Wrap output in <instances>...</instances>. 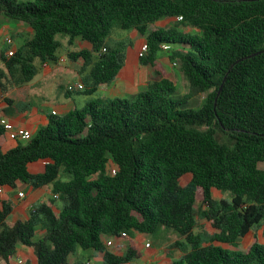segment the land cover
<instances>
[{"label":"trees","instance_id":"16d2710c","mask_svg":"<svg viewBox=\"0 0 264 264\" xmlns=\"http://www.w3.org/2000/svg\"><path fill=\"white\" fill-rule=\"evenodd\" d=\"M167 18L174 24L149 30ZM11 22L31 35L10 57L0 49L3 94L57 62L58 33L84 45L67 52L83 62L81 93L112 82L123 66L124 43H108L115 27L144 37L139 63L153 76L129 98L49 113L31 139L0 146V186L51 193L26 220L10 222L2 203L0 261L26 247L37 264H85L77 250L103 253V264H135L130 234L163 226L189 245L170 264H264L256 237L246 250L229 249L255 226L264 233V0H0V30ZM163 45L203 97L198 106L174 96L159 61ZM36 161H46L44 170L29 172ZM202 220L212 234L197 231ZM121 237L129 241L122 254L106 248L107 238Z\"/></svg>","mask_w":264,"mask_h":264},{"label":"crops","instance_id":"0c3cea01","mask_svg":"<svg viewBox=\"0 0 264 264\" xmlns=\"http://www.w3.org/2000/svg\"><path fill=\"white\" fill-rule=\"evenodd\" d=\"M173 20H174L173 18L172 19L167 18L163 21L170 22ZM159 22H161V20L158 21L157 23ZM4 27L7 29V32H9L11 35H12V31H14L15 29L18 30L24 29L26 31L27 30L30 31V29L25 24L20 22H11L9 24H5ZM4 30H0V40L3 42L4 51L10 47H15L17 49L19 46L16 45L15 41L13 42V46L8 45L4 42V37H3ZM129 32H130V40L132 42L129 44L130 52L128 54V57L125 56L123 66L121 67L118 75L112 82L99 85L97 91L93 93L96 96L100 95L105 98H115V97L126 98L127 95L129 96L133 95L137 93L140 89L145 87L148 81L153 76L152 69L144 65H141L139 63V58H138L139 56L137 55V53H139L140 47L145 42L144 37L140 36L135 30H131ZM16 36L18 38H21L20 34H17ZM12 38H14V35H12ZM161 57L162 55H160L159 61L161 60ZM65 60L66 59L64 57L60 56L58 57L57 62L54 64L44 63L41 66L39 73L34 76V81L32 80L34 83L31 81L30 83L23 85L22 86L23 90L20 93L15 91L16 88L8 90L4 94L0 91V117L3 116L8 120H10L15 128L27 129L32 133V135H34V133L40 127L44 126L47 123V115L49 113L56 112L57 114H63L73 108H78L77 105H81V104L84 105L87 101H90L87 98L85 99V98L77 97L76 95L81 93L80 91H75L72 93H67L65 91V86L67 83L82 81V77H83L81 66L78 67L75 65L76 63H74L81 59L78 60L70 59L71 61L69 64H67ZM167 60L169 59L167 58ZM33 84H34V90L37 89L38 92L47 91L48 93H50L49 95L51 96V99L56 101L55 107L57 108L49 109L46 104H43L42 100L44 99V96L42 94H36L34 92V96H33L32 95ZM23 100H28L29 102L33 100L34 105L33 106L20 105L19 102ZM19 141L21 140L18 141L11 140L6 132H4V134L0 136V146L3 150H8L14 147ZM44 164H45L44 161H36L29 163L27 167L29 172L38 173L44 170ZM19 192H22L23 195L19 196L18 195ZM46 194H48L49 196L51 195L50 190L47 187L34 188L26 183H18L15 188L4 186L2 189V193L0 195V208L2 207L3 202L8 203L11 206V210L7 216L10 222H15L17 220H26L28 218L29 212L33 210L34 205L38 204L39 202L47 198V197L45 198ZM218 194L219 197H221V194L218 193V191H216L215 195L213 194V197L219 198ZM204 222L205 224L203 225V227L204 226L208 227L205 232L212 234L214 232V229L211 227L208 221H204ZM250 232H248L247 234H249ZM143 235H147V234H143ZM254 237L255 236L252 237L250 243H252ZM121 238H111L110 241L112 243L106 248L115 254H122L124 252L123 243L116 241L117 239H121ZM107 239L105 240L106 242ZM178 240H180V238L174 239L173 242L176 243V241ZM146 242L148 241H145V244ZM149 247H151V244L146 248ZM25 248L26 247L19 248L14 257H12L8 262L0 261V264H37L31 249L30 248L25 249ZM172 249L174 250L175 253H177L179 258L189 248L186 247V245L182 244L181 246L172 247ZM138 255L140 257L139 251H138ZM75 256L80 257V259L83 260L85 264L87 262H89L90 264H103V253L101 252L89 251L83 253L81 250H77ZM74 257L72 258V261L74 260ZM154 258L156 257L154 256L153 258H150V261L147 262L146 264H170L172 262V259L170 258V254H168L167 257H165V259H161L157 263L153 262Z\"/></svg>","mask_w":264,"mask_h":264},{"label":"rangeland","instance_id":"374dc122","mask_svg":"<svg viewBox=\"0 0 264 264\" xmlns=\"http://www.w3.org/2000/svg\"><path fill=\"white\" fill-rule=\"evenodd\" d=\"M163 20H165V19H163ZM163 20H161V22H159V23H157L158 21H156L155 24H150L149 30L152 31V30L156 29L157 26L168 27V26H171L174 24V20L170 21V22H165ZM185 30L191 31V28L186 27ZM17 34H20L21 38H18L16 36ZM12 35H14V38H13L11 45L13 46V42L15 41L16 45L20 46L23 43V41L31 35V32L29 30L26 31L24 29L23 30L15 29L14 31H12ZM55 39L60 43V46L58 47V49L56 51V56L57 57H60V56L64 57L66 59L65 61L67 64H69L71 61L67 56V52L68 51H76V50H79V49L84 47L83 43L80 42V40L75 41L73 45L68 44V37L64 34H60V33L56 34ZM117 41H122L124 43L123 53H124V56L128 57V54L130 52V47H129L130 45L129 44L132 42L130 40V32L125 31V30H121V29L115 27L113 32L108 36V43L110 45H113ZM2 48H3V42L0 40V49H2ZM15 49L16 48L14 47V50ZM162 51L163 52L161 53L162 57H161L160 63L162 64V66H164L163 68L165 69L166 75L169 78H171V80L175 84L174 96H176V97L186 96L187 106H189V107L198 106L200 104V102H202L203 97L200 96L199 93H195V90L188 84L187 80L185 79V77L181 73V70L179 69L178 64L177 63L173 64L174 62L172 63L171 61L167 60L166 57L169 55L170 49H163ZM137 55H138V53H137ZM74 63H76L75 65L79 67L82 65L83 62L81 60H78L77 62H74ZM33 81H34V78H33ZM22 90H23L22 86L15 89V91L18 93L22 92ZM59 90H61V89H59ZM34 92L36 94H42L44 96L42 103L46 104L49 109L50 108H57V107H55L56 101L51 99V96L49 95L50 93H48L47 91L38 92L37 89L34 90V84H33V86H32V95L33 96H34ZM76 96L79 98H85V99L87 98L88 100H92V98L93 99L105 98V97L100 96V95L96 96L95 94H86V93H79ZM129 97H130L129 95L126 96V98H129ZM19 104L20 105L33 106L34 101L31 100L29 102L28 100H23V101L19 102ZM50 106H53V107H50ZM82 106H83V104L77 105L78 108H82ZM26 141H22V142H26ZM188 179H189L188 176H183L180 179V183L185 184L188 181ZM215 193H216V191L214 190L213 194L215 195ZM223 195L225 198L230 199L229 192H224ZM48 196L49 195L46 194L45 198ZM218 197H219V194H218ZM204 224H205L204 220L200 221L199 226L196 228L197 231H199V230H201L203 232L206 231V229L208 227L204 226L205 227L204 228L203 227ZM251 231L252 232L245 235L244 237H242L239 240L237 246H235V247L229 246V249L246 250L249 247V244H250L253 236L257 237L258 241L260 243L264 242V233L259 226H255V228H253ZM203 232H202V237H205ZM129 237L131 238L132 242L134 243L135 248H137V250L140 253V257L135 261L136 264H146L147 262L150 261V258H153L154 256L156 258H154L153 262L157 263L161 259H165V257H167L168 254H170V258L172 260H174V259L178 258V255H177V253L174 252L172 247L181 246L183 244L189 248V245L183 239L180 238L178 233H176L175 231H173L169 228L163 227V226H160L156 230L155 233L150 234V235H143V234H139L137 232H133L132 234H130ZM176 238H180V240L176 241V243H175V242H173V240ZM116 241L123 243L124 251L127 249L128 242H129L127 239L121 238V239H117ZM145 241H148L149 244H151V247L146 248L145 247ZM25 249H24V251H25Z\"/></svg>","mask_w":264,"mask_h":264},{"label":"built area","instance_id":"2783aa9c","mask_svg":"<svg viewBox=\"0 0 264 264\" xmlns=\"http://www.w3.org/2000/svg\"><path fill=\"white\" fill-rule=\"evenodd\" d=\"M1 30H4V33H3L4 34V36H3L4 42L8 45H11L12 41H13L12 35L9 32H7V29L5 27H3ZM162 48L163 49H169V46L163 45ZM145 50H146V44L144 43L140 47L138 56L142 55V53L145 52ZM14 51H15L14 47L7 48L5 50V56L10 57ZM173 64H175V63H173ZM83 89H84V83L82 81L67 83L65 86V91L70 92V93L75 92V91H81ZM52 113H54V112H52ZM0 124L3 126L4 131L7 133L8 137L11 140L26 141V140L31 139V137H32V133L29 130L24 129V128H15L14 125L12 124V122L3 116L0 117ZM44 162L46 163V161H44ZM111 171H112V173H114L115 168L113 167ZM2 189H3V187L0 186V195L2 193ZM18 195L22 196L23 193L19 192ZM54 197H57V194H55ZM202 207L205 208V205ZM111 243H112L111 241H107L105 244L107 246H109V245H111ZM149 245H150L149 242H146L145 246L148 247ZM19 262H21V261H19ZM86 264H90V263L87 262Z\"/></svg>","mask_w":264,"mask_h":264},{"label":"water","instance_id":"95a60500","mask_svg":"<svg viewBox=\"0 0 264 264\" xmlns=\"http://www.w3.org/2000/svg\"><path fill=\"white\" fill-rule=\"evenodd\" d=\"M252 55H253V54H252ZM250 56H251V55H250ZM248 57H249V56H248ZM241 60H243V57L237 59V60L232 64V66H233L234 64H236L237 62L241 61ZM223 84H224V80L222 81V83L220 84V86H219V88H218V91H217L216 96H215V102H216V100H217L218 95L220 94V91H221V89H222V87H223Z\"/></svg>","mask_w":264,"mask_h":264}]
</instances>
